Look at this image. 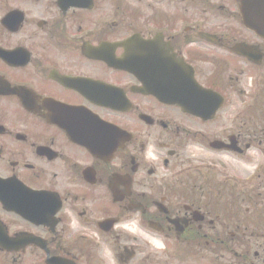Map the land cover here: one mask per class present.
I'll return each instance as SVG.
<instances>
[{
	"label": "flooded vegetation",
	"instance_id": "flooded-vegetation-1",
	"mask_svg": "<svg viewBox=\"0 0 264 264\" xmlns=\"http://www.w3.org/2000/svg\"><path fill=\"white\" fill-rule=\"evenodd\" d=\"M182 262L264 264V37L237 0H0V264Z\"/></svg>",
	"mask_w": 264,
	"mask_h": 264
},
{
	"label": "water",
	"instance_id": "water-1",
	"mask_svg": "<svg viewBox=\"0 0 264 264\" xmlns=\"http://www.w3.org/2000/svg\"><path fill=\"white\" fill-rule=\"evenodd\" d=\"M239 1H240V10L243 14L245 23L247 24V22H248V24L251 27H254L258 31H261L262 26H263L262 23L256 22L255 20H252L249 17H247V10L250 11L253 9L254 13L262 11V9L264 7V2H260V0H253V2H251L250 0H239ZM250 5H252V6H250Z\"/></svg>",
	"mask_w": 264,
	"mask_h": 264
},
{
	"label": "rangeland",
	"instance_id": "rangeland-1",
	"mask_svg": "<svg viewBox=\"0 0 264 264\" xmlns=\"http://www.w3.org/2000/svg\"><path fill=\"white\" fill-rule=\"evenodd\" d=\"M144 11H148V9H144ZM130 13H133V10L132 9H130ZM127 16H132L131 14H128L127 13ZM250 171V169L248 168L246 171H245V173H244V175H246L248 172ZM160 242V241H159ZM143 245V244H142ZM154 245L151 243V247H148L149 248V251L148 252H146V250H145V252L143 251V254L141 255V256H144V255H149V256H151V257H153V258H155V261H156V263H162V260L160 261L159 260V258H160V256H159V254H161V253H163V251L162 250H158V249H156L155 248V246L153 247ZM251 250V249H250ZM252 250H255L254 248H252ZM223 253V252H222ZM223 256H225V254H223ZM224 258V257H223ZM182 264H191L190 262H182Z\"/></svg>",
	"mask_w": 264,
	"mask_h": 264
}]
</instances>
